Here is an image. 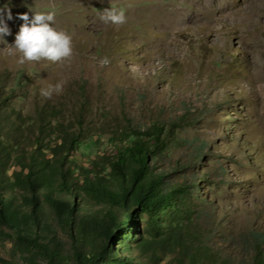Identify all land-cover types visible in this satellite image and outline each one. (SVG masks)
<instances>
[{
  "label": "rangeland",
  "instance_id": "rangeland-1",
  "mask_svg": "<svg viewBox=\"0 0 264 264\" xmlns=\"http://www.w3.org/2000/svg\"><path fill=\"white\" fill-rule=\"evenodd\" d=\"M110 7L125 10V24L100 20L97 10ZM3 8L13 17L4 14L8 45L18 15L37 11H55L52 26L73 43L72 58L56 64L21 65L18 53L0 52V86L14 89L8 105L24 118L59 105L60 122L80 134L78 153L90 157L112 155L131 130L164 124L158 168L169 184H195L206 243L238 264L264 254V0H0ZM59 82L60 93L41 95ZM144 225L131 228L136 238ZM33 258L42 262L0 235V259Z\"/></svg>",
  "mask_w": 264,
  "mask_h": 264
},
{
  "label": "trees",
  "instance_id": "trees-1",
  "mask_svg": "<svg viewBox=\"0 0 264 264\" xmlns=\"http://www.w3.org/2000/svg\"><path fill=\"white\" fill-rule=\"evenodd\" d=\"M13 92L0 86V235L42 259L29 264H238L206 243L195 184H169L158 168L164 124L131 130L112 155L85 156L59 105L24 118L7 104ZM143 220L136 238L131 228ZM122 238L136 243L122 251ZM250 264H264V254Z\"/></svg>",
  "mask_w": 264,
  "mask_h": 264
},
{
  "label": "clouds",
  "instance_id": "clouds-1",
  "mask_svg": "<svg viewBox=\"0 0 264 264\" xmlns=\"http://www.w3.org/2000/svg\"><path fill=\"white\" fill-rule=\"evenodd\" d=\"M100 14V20L104 23L113 25H123L126 23V14L124 9L110 7L103 10H97ZM7 20H12L11 11L7 8L0 9V41H3L6 48L0 49L5 55L19 54L17 63L23 65L25 62L48 61L53 64L70 60L73 56L72 37L64 31L56 30L52 24L55 20V11L35 12L31 17L28 13L18 15V19L23 23L14 38V43L8 45L3 39L11 35ZM110 63L107 57L100 60L101 66H107ZM63 83L49 84L41 89V95L45 98H51L54 93H60L63 90Z\"/></svg>",
  "mask_w": 264,
  "mask_h": 264
}]
</instances>
